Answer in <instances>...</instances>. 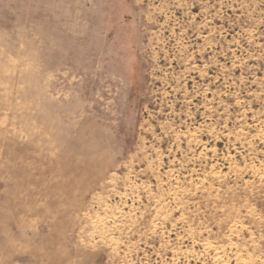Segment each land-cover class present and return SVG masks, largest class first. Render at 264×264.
Masks as SVG:
<instances>
[{
	"label": "rangeland",
	"instance_id": "obj_1",
	"mask_svg": "<svg viewBox=\"0 0 264 264\" xmlns=\"http://www.w3.org/2000/svg\"><path fill=\"white\" fill-rule=\"evenodd\" d=\"M0 264H264V0H0Z\"/></svg>",
	"mask_w": 264,
	"mask_h": 264
}]
</instances>
